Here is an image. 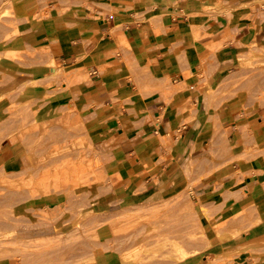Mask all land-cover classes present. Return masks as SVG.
<instances>
[{"label":"crops","instance_id":"0c3cea01","mask_svg":"<svg viewBox=\"0 0 264 264\" xmlns=\"http://www.w3.org/2000/svg\"><path fill=\"white\" fill-rule=\"evenodd\" d=\"M13 4L23 22L0 41V173L31 164L35 127L78 119L100 164L82 191L89 210L184 194L198 230L186 248L196 251L168 264H264V71L240 65L241 55L264 52V0ZM60 66L64 79L53 80ZM46 204L65 202L24 201L25 210ZM230 226L241 234L221 240L217 228ZM97 249V264L121 263Z\"/></svg>","mask_w":264,"mask_h":264},{"label":"rangeland","instance_id":"374dc122","mask_svg":"<svg viewBox=\"0 0 264 264\" xmlns=\"http://www.w3.org/2000/svg\"><path fill=\"white\" fill-rule=\"evenodd\" d=\"M22 22L16 17L13 0L0 1V41L18 34ZM263 53L250 51L248 56L241 55L243 70L251 75L264 71ZM51 65H56L54 60ZM53 73V80L59 81L66 74L61 66ZM51 126L56 129L46 124L35 127L39 129L37 138L32 136L34 131L27 130L33 137L28 145L32 159L28 167L20 172L0 173V260L4 264H89L88 259H97V248L120 253V264H168L170 258L182 260L196 251L186 248L198 230L192 205H188L184 194L103 213L89 210L90 201L82 199V191L96 181L100 164L90 159L91 145L78 119L53 120ZM257 150L247 148L246 153ZM206 167L208 170L209 165ZM42 175L49 178H36ZM49 194L65 204L53 209L46 204L38 211L25 210L26 199ZM58 218H62L61 227L59 223L50 232L35 233L37 226L54 224ZM217 230H231L236 233L234 238L241 234L235 226ZM228 237L233 236L227 234L221 240Z\"/></svg>","mask_w":264,"mask_h":264},{"label":"bare ground","instance_id":"6f19581e","mask_svg":"<svg viewBox=\"0 0 264 264\" xmlns=\"http://www.w3.org/2000/svg\"><path fill=\"white\" fill-rule=\"evenodd\" d=\"M10 182V181H9ZM12 184H15V182H11ZM142 216V215H141ZM217 234H218V236L220 237V239H222L225 235H227V234H231V236H235L236 235V233L235 232H229V233H225V232H219L218 230H217ZM82 261V260H81ZM80 261V262H81ZM88 261V263L89 264H97V259H94V260H92V259H88L87 260ZM86 264V263H85Z\"/></svg>","mask_w":264,"mask_h":264},{"label":"built area","instance_id":"2783aa9c","mask_svg":"<svg viewBox=\"0 0 264 264\" xmlns=\"http://www.w3.org/2000/svg\"><path fill=\"white\" fill-rule=\"evenodd\" d=\"M94 72H96V71H94Z\"/></svg>","mask_w":264,"mask_h":264}]
</instances>
